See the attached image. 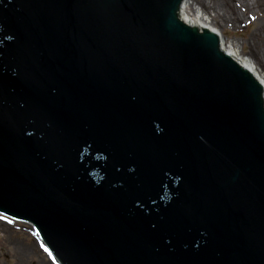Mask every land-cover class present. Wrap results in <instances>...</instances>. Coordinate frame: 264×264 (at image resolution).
Listing matches in <instances>:
<instances>
[{
    "label": "water",
    "instance_id": "water-1",
    "mask_svg": "<svg viewBox=\"0 0 264 264\" xmlns=\"http://www.w3.org/2000/svg\"><path fill=\"white\" fill-rule=\"evenodd\" d=\"M186 1L0 0V213L59 264H264V83Z\"/></svg>",
    "mask_w": 264,
    "mask_h": 264
},
{
    "label": "rangeland",
    "instance_id": "rangeland-1",
    "mask_svg": "<svg viewBox=\"0 0 264 264\" xmlns=\"http://www.w3.org/2000/svg\"><path fill=\"white\" fill-rule=\"evenodd\" d=\"M197 10L200 11L194 6L193 11ZM247 15L249 21L245 23L243 20L240 25L221 24L219 18L211 16L217 30L243 54H251L255 49L264 57V7L258 11L250 8ZM31 244L35 247L34 253L25 254L23 249ZM41 260L49 264L58 263L30 223L0 213V264H38Z\"/></svg>",
    "mask_w": 264,
    "mask_h": 264
},
{
    "label": "bare ground",
    "instance_id": "bare-ground-1",
    "mask_svg": "<svg viewBox=\"0 0 264 264\" xmlns=\"http://www.w3.org/2000/svg\"><path fill=\"white\" fill-rule=\"evenodd\" d=\"M199 8V12L193 8ZM264 7V0H187L183 19L199 27H205L216 31L219 38L223 39V51L242 59V67L254 72L264 83V57L261 53L253 50L251 54H243L231 41L227 40L223 34L213 25V17L220 19L221 24L229 22L231 25H240L244 20L249 21L248 10H260ZM213 13V14H212ZM35 247L31 244L23 249L25 254L34 253ZM24 253L19 252L22 256ZM38 264H49L41 260ZM58 264V263H56Z\"/></svg>",
    "mask_w": 264,
    "mask_h": 264
}]
</instances>
